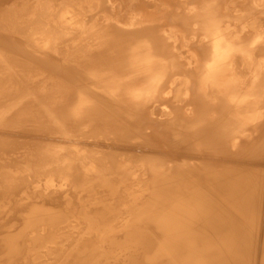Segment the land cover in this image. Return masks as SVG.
<instances>
[{
  "label": "bare ground",
  "instance_id": "obj_1",
  "mask_svg": "<svg viewBox=\"0 0 264 264\" xmlns=\"http://www.w3.org/2000/svg\"><path fill=\"white\" fill-rule=\"evenodd\" d=\"M19 258L264 264V0H0V264Z\"/></svg>",
  "mask_w": 264,
  "mask_h": 264
},
{
  "label": "rangeland",
  "instance_id": "obj_2",
  "mask_svg": "<svg viewBox=\"0 0 264 264\" xmlns=\"http://www.w3.org/2000/svg\"><path fill=\"white\" fill-rule=\"evenodd\" d=\"M133 188V187H132ZM87 192H89L88 190H87ZM86 192V193H87ZM131 192V191H130ZM94 194V195H93ZM100 194H102V195H100ZM98 195V196H97ZM99 195H100V197H99ZM135 195V193H133V194H131V196L133 197ZM96 196V197H95ZM88 197H91V198H93V199H95L96 198V201H98L97 199L99 198V200L102 198V197H104L103 196V193H93V192H91L90 193V195L88 194ZM95 197V198H94ZM108 199V201H110V204H111V206L110 207H112L113 209H114V211H119V207H120V205L118 204V202L115 200V201H113V200H111V198L109 199V197L107 198ZM95 203V202H94ZM114 204V205H113ZM88 205V204H87ZM91 205V206H90ZM95 205V204H94ZM93 204H89V206L90 207H92V206H94ZM88 206V207H89ZM78 218V217H77ZM73 221H70V223L71 224H73L72 223ZM69 223V224H70ZM62 224H64L63 222L60 224V225H58L57 227L59 228ZM75 224V223H74ZM81 223H79V224H75V226H77V227H79V226H82V225H80ZM79 225V226H78ZM63 226V225H62ZM115 227H118V226H115ZM67 228V227H66ZM65 228V229H66ZM59 230H61V229H59ZM67 233V234H66ZM65 234L67 235V236H64L65 238H67L68 239V232H67V230H65ZM59 235V236H58ZM58 235H56V238L54 237L55 235H50V239H48V240H52L51 242H49V244H47V246H52V244L51 243H54V242H56L55 244L57 245H55L56 246V248L58 249V251H59V247H58V242L60 243H62V242H64V241H60L61 240V236H63V235H61L60 236V234H58ZM79 236H81V237H79ZM78 236V238H76V239H78V242L79 243H81V241L82 242H91V240L93 241V236L92 235H89V234H86V235H79ZM57 237H59V238H57ZM73 237V235H70V238H72ZM82 237H83V239H82ZM90 237V238H89ZM53 239H57L56 241H54ZM75 240V239H74ZM58 241V242H57ZM61 243H60V245H61ZM75 244V241H73V243L70 245L71 246V248L73 247L72 245H74ZM46 246V245H45ZM70 248V249H71ZM57 249L56 250H54V251H51V253L50 254H59V252L57 253ZM56 251V252H55ZM73 253H75V252H73ZM49 254V255H50ZM77 254H78V252H77ZM48 255V256H49ZM75 255H76V253H75ZM51 256V255H50ZM75 257V256H74ZM74 257L72 258V259H74ZM100 258H103V257H100ZM61 258H59V260H60ZM66 259H69L68 257H66ZM72 259L71 260H69V264H74L75 263V261H73V263H72ZM75 259H77L76 257H75ZM18 260V261H17ZM16 260V263H14V264H19V263H21V264H26L24 261H23V259H21V258H19V259H17ZM109 259H105V258H103V261H102V263L104 262V263H106V261H108ZM23 262V263H22Z\"/></svg>",
  "mask_w": 264,
  "mask_h": 264
}]
</instances>
